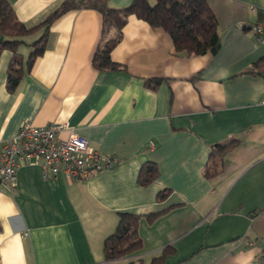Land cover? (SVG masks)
I'll return each mask as SVG.
<instances>
[{"label":"crops","instance_id":"crops-1","mask_svg":"<svg viewBox=\"0 0 264 264\" xmlns=\"http://www.w3.org/2000/svg\"><path fill=\"white\" fill-rule=\"evenodd\" d=\"M61 1L9 0L27 27ZM206 2L217 21L214 55L177 52L164 29L131 15L110 52L123 68H95V51L117 31L103 34L92 8L69 10L50 24L45 50L13 92L6 89L12 53L1 52L0 140L25 121L63 123L61 137L72 130L120 160L84 178L52 176L41 159L24 162L14 184L0 187V264H151L161 253V264H261L264 45L253 37L260 16L251 6L264 7V0ZM40 33L19 45L23 62ZM149 78L159 79L154 88L145 85ZM230 138L239 142L223 156L221 172L206 175L211 145ZM145 162L158 174L143 186L137 178ZM118 212L139 216L142 244L105 261L103 242Z\"/></svg>","mask_w":264,"mask_h":264},{"label":"trees","instance_id":"trees-1","mask_svg":"<svg viewBox=\"0 0 264 264\" xmlns=\"http://www.w3.org/2000/svg\"><path fill=\"white\" fill-rule=\"evenodd\" d=\"M109 0H62L39 24L27 27L20 21L9 0H0V54L3 50L12 53L6 71V89L15 91L22 79L23 71L29 70L35 58L43 53L46 46V35L50 24L61 14L79 8H92L102 16V33L115 28L114 37L102 42L93 55L92 64L98 69L115 70L123 66L110 59V52L121 37V30L128 17L133 15L145 21L151 27L164 29L171 37L175 50L186 55H200L205 53L216 54L220 47L217 32V21L206 0H131L123 7L108 5ZM40 30V36L33 40L31 51L25 62L19 51V45L24 38ZM159 79L145 80L148 88H154ZM237 138L213 143L210 147V165L206 175H215L221 172V160L237 144ZM158 169L153 162H145L138 173V183L146 186L157 176ZM168 189L157 194V199L162 200L167 195ZM159 212L146 215L151 220ZM139 216L130 212H118V222L113 233L108 235L103 242L105 261L119 259L140 248L142 242L137 226ZM164 253L152 258L151 264H161ZM127 264H143L140 259L131 260Z\"/></svg>","mask_w":264,"mask_h":264},{"label":"built area","instance_id":"built-area-1","mask_svg":"<svg viewBox=\"0 0 264 264\" xmlns=\"http://www.w3.org/2000/svg\"><path fill=\"white\" fill-rule=\"evenodd\" d=\"M251 11L260 16L259 21L251 25L253 37L264 45V7L251 6ZM67 128L63 123L37 126L25 121L15 135L0 140V187H11L17 169L35 159H41L44 171H50L52 176L62 172L67 178H84L91 173L109 171L119 162L118 157L91 147L85 137L72 130L61 137L59 134ZM260 263L264 264V238L261 239Z\"/></svg>","mask_w":264,"mask_h":264},{"label":"rangeland","instance_id":"rangeland-1","mask_svg":"<svg viewBox=\"0 0 264 264\" xmlns=\"http://www.w3.org/2000/svg\"><path fill=\"white\" fill-rule=\"evenodd\" d=\"M27 55H28V54H27ZM27 55H26V56H27Z\"/></svg>","mask_w":264,"mask_h":264},{"label":"water","instance_id":"water-1","mask_svg":"<svg viewBox=\"0 0 264 264\" xmlns=\"http://www.w3.org/2000/svg\"><path fill=\"white\" fill-rule=\"evenodd\" d=\"M0 38H1V36H0Z\"/></svg>","mask_w":264,"mask_h":264}]
</instances>
